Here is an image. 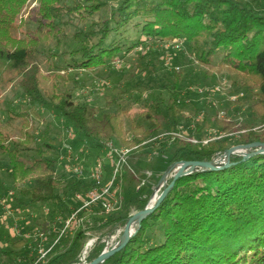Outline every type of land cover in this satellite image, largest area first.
<instances>
[{"label": "trees", "instance_id": "16d2710c", "mask_svg": "<svg viewBox=\"0 0 264 264\" xmlns=\"http://www.w3.org/2000/svg\"><path fill=\"white\" fill-rule=\"evenodd\" d=\"M35 1L37 15L23 22L19 18L24 30L16 38L10 29L28 0H0V88L15 83L27 101L23 110H15L7 101L4 109L0 103V162H5L7 176L14 183L18 177L28 179L12 197L17 209L26 207L38 214L39 207H46L41 223L38 215L32 217L31 231L46 234L55 225L61 228L71 211L66 196L87 192L94 182L73 177L61 187L60 152L51 139L45 138L50 121L42 117L45 128L37 137L30 116L52 111L73 127L77 143L85 140L97 148L103 147L104 139L130 148L163 130L177 131L182 108V74L174 72L162 86L166 100H143L144 120H132L124 130L120 111L102 112L90 102H75L70 91L58 90L65 81L63 75L57 72L49 76L41 71L37 55L51 46H67L58 55L62 61L59 68L79 70L103 66L114 57L124 58L143 42L142 36L159 41L184 40L200 65L226 73L232 83L250 93L249 119L231 118L229 112L225 119H218L215 111L216 128L229 132L262 126L257 132H243L238 143H264V0ZM207 116L190 133L197 140L205 137L210 126ZM220 142L201 145L174 140L172 151L161 155L164 165L148 176L141 175L146 185L139 193L130 183L142 168L137 160L130 162L134 173H127L121 190L123 209L91 218L90 228L107 230L100 233L86 260L96 258L106 243L102 239L125 225L131 205L136 211L145 207L168 166L179 161H209L225 149ZM230 163L221 170L193 172L176 179L136 233L101 264H264V154L246 159L231 155ZM110 169L107 163L103 182ZM0 189L8 192L6 187ZM0 232V244L9 247L0 245V264L5 258L6 264L33 262L34 258L25 253L30 239L12 236L7 228ZM85 238L81 228L67 240L60 238L43 264L78 263Z\"/></svg>", "mask_w": 264, "mask_h": 264}, {"label": "rangeland", "instance_id": "374dc122", "mask_svg": "<svg viewBox=\"0 0 264 264\" xmlns=\"http://www.w3.org/2000/svg\"><path fill=\"white\" fill-rule=\"evenodd\" d=\"M37 7V1L28 0L26 6L21 10L20 16H18L16 22L13 23V28L10 29V35L12 37L19 38L24 30L23 27H21L19 18L22 22L32 19L37 15ZM106 14L108 13L104 12L103 15ZM141 39L143 42H139L131 52L125 54L124 58L120 59L119 57H114L105 62L103 66L91 69L75 70L72 67H67L66 69L59 68L61 67L62 61L61 59L59 60L58 55L61 51L67 50V46L65 45L60 46V48L51 46L37 55L36 62L44 74L52 76L53 73L58 72L65 77L63 84L61 82L58 87L59 91H70L75 102H90L94 106L100 108L102 112L109 111L115 113L120 111L124 130L128 129L132 120H135L136 122L144 120L146 108L143 106V100H153L158 98L166 100L167 94L162 89V86L174 72H180L182 74L179 90L181 96L180 105L182 108L180 111L177 131L163 130L157 134L144 138L143 141L139 142L134 147H130L132 148V151L127 159V164L123 167L118 179V189L115 191L116 193L114 197L109 199L113 204L112 209L106 211L98 205L79 209L81 201L73 199V195H83L86 191H75L66 196V200L70 202L69 209L71 211L79 209L76 214L78 215V218L75 216L76 221L74 220V223H71L70 228H66L65 233L60 238L65 236L66 240L69 239L78 228H81L82 231H84L86 237L83 242V249L80 254L79 262L76 264H88L90 262L86 260L88 252L97 241L100 233L107 230V228H103L98 232L90 228L91 218L105 217L112 212L123 209L125 200L124 196L121 195V190L122 187L126 185L127 173H134L130 162H135L137 160V164L140 162L139 165H141L142 168L139 170V173L133 174L134 181L130 183V186L134 189L135 193H139L146 185V181L141 179V175L144 174L148 176L152 174L151 171L157 169L158 166L164 165V160L161 158V155L164 156L165 153L167 154L172 151V142L176 139L187 142L178 137L173 140H171L169 136H162L163 138H161L160 135L181 133L185 138H195L190 135L191 131H194L197 123L208 115L207 118L210 126L205 130V137L201 140L195 139L197 142L193 144L200 143L201 145H206L210 142L219 143L220 141H223L225 149L214 156L217 158L224 150L240 145L241 143H238V139L243 132L249 130L257 132L262 128V126H251L249 130H231L229 132L218 130L214 125V117L212 116L215 111L218 119H225L226 112L232 114L231 118H236L240 121L246 122L249 119V105L251 103L250 93H246L245 90L240 89L236 84L232 83L226 73L212 72V70L210 71L208 68L200 65L194 55L191 54L186 47L187 43L184 40L174 38L169 41H159L146 39L145 36H142ZM202 86H206L209 90L198 93L197 89ZM214 87H218L219 90L214 91ZM232 96H236L237 100L232 101ZM5 101L15 105V110H23L24 105L27 103L15 83H12L4 90L0 88V103H4L2 106L4 109L7 108ZM225 108H227V110H225ZM219 112H222L223 114L221 115ZM201 113L202 119L197 121L198 116L201 115ZM43 116L46 120L50 121V128L47 130L45 138L53 141L54 147L57 151L62 150L64 148L63 145L67 143L72 152L71 160H66L65 158L60 159V155L57 156L59 165H61V170L59 171L61 187L66 185L68 181L67 179H72L73 177L93 182L90 173L95 161L98 159L103 160L102 162L104 166H106V164L109 163V160L105 155L109 152V147H120L116 146L113 142L110 143L111 145H108L109 141L104 139L101 140L103 147L97 148H95L94 143L85 140L77 143L76 137H78V135L73 127H71L64 118L59 117L52 111L45 110H42V113L40 112V117H29V120L36 128L34 134L37 137L42 135L45 128L42 122ZM190 125H193V127L190 128ZM69 133L73 135L71 138L69 137ZM124 137L128 140L131 139L130 134H125ZM202 141L207 142L202 143ZM74 168H79L82 173L77 175L72 172ZM168 168L169 166L165 171ZM173 170L174 167L170 168L165 185L163 184V186L158 189L156 196L161 193L162 189L165 188L170 181ZM165 171L161 174L160 179ZM108 179L109 176L105 182L102 180V185L106 184ZM141 180L145 182L140 189L137 190V184ZM27 181V178L21 179L18 177L14 183V181L7 176L5 162H0V188L6 187L8 191H12V197H15L16 189L26 184ZM153 190L151 191L150 197L152 196ZM6 192L0 189V196L5 197L7 194ZM12 197L6 199V203L10 205L11 210H13L10 215H7L4 209L0 206V231H4V229L7 228L12 236H16L17 238L23 237L28 240L30 239L28 247L26 246L27 249L25 253L28 257H34L35 254L33 248L38 239L37 235L34 233L40 230L31 231L30 226L33 225L34 222L31 219L38 215L36 219L41 223L46 218V207H39L40 211L38 214L35 213V210L26 207H20L17 209L15 207L14 198ZM19 209L20 211L18 212L17 210ZM129 209L130 217L138 212L134 205H131ZM57 218L60 219L61 214H58ZM15 222L17 226L14 228L15 230H13ZM57 227L58 226L55 225V227L51 228L50 231L46 233V242L50 243L49 241L57 236ZM122 230L123 227L117 229L114 234L107 235V237L103 238L102 241H106L103 249H109L121 237ZM27 235L29 237H26ZM0 237H2L1 232ZM0 245L4 249L9 248L8 245L3 242ZM54 250L55 247L51 252ZM7 262L6 258L3 259V264H6Z\"/></svg>", "mask_w": 264, "mask_h": 264}, {"label": "built area", "instance_id": "2783aa9c", "mask_svg": "<svg viewBox=\"0 0 264 264\" xmlns=\"http://www.w3.org/2000/svg\"><path fill=\"white\" fill-rule=\"evenodd\" d=\"M207 90H209V88H207L206 86H202L197 89V92L202 93V92H206ZM213 90L218 91L219 88L214 87ZM231 100L235 101L237 100V97L232 96ZM220 114L222 115L223 113L221 112ZM201 119H202V113L201 115L198 116L197 121H200ZM191 127H193V125H190V128ZM71 136L73 135L70 134L69 137L71 138ZM162 136L164 137L169 136L171 140L178 137L190 143L197 142L195 138H191V137L185 138L184 135L181 133H169V134L160 135L161 138H163ZM205 142L207 141H202V143H205ZM110 143L111 141H109L108 145H111ZM63 146L64 148L60 150L61 152L59 151L60 152L59 158L60 159L65 158L66 160H71L72 152H71L70 146L67 143ZM131 151H132V148H127V147H118V148L113 147V146L109 147V152L105 156L109 160L111 169H110L108 182L103 185H102V179H103V173H104V164L102 162L103 160L98 159L97 161H95L92 171L90 173L91 180L94 182V187H92L89 191H87L83 195H80V194L73 195V199H75L76 201H81V206L79 207V209L90 207L93 205H98L106 211H109L112 209L113 204L111 201H109V199L114 197L116 193L115 191L118 189V185H117L118 179L120 177L123 167H125V165L127 164L126 162H127V159ZM72 172L76 173L77 175L82 173V171L79 168H74ZM143 184L144 182L141 180L137 184L136 189L137 190L140 189V187ZM12 196H13L12 191H8L5 197L0 196V206L4 209L7 215H10L13 212V210H11L10 208V205L6 203V199ZM79 209H75L70 212L63 226L58 229L57 236L54 239L50 240L49 241L50 243L46 242V234L43 233L42 231H36L34 233L35 235H37L38 239L35 244V247L33 248L35 255L33 257L34 260L31 264H43L44 262L47 261L51 251L54 249V247H56L57 243L59 242L60 237L65 233L66 228H70L71 223H74L75 216ZM17 211L19 212L20 209ZM16 226L17 225L15 222L13 230H15L14 228ZM26 237H29V236L27 235Z\"/></svg>", "mask_w": 264, "mask_h": 264}, {"label": "water", "instance_id": "95a60500", "mask_svg": "<svg viewBox=\"0 0 264 264\" xmlns=\"http://www.w3.org/2000/svg\"><path fill=\"white\" fill-rule=\"evenodd\" d=\"M258 154H264V143L254 142V143L240 144V145L230 147L224 150L217 157V158L222 157V156L224 157V162L219 165H215L213 163V161L215 160V157H213L209 161H179V162L171 164V166H169V168L165 171L162 178L158 181V184L155 186L152 196L146 203L145 207L133 215L136 217V220H137L136 227L133 230V232L129 233L126 229V226L128 225L131 219L130 217L128 221L125 223V225L123 226L121 237L109 249H103L101 253L96 258H94L92 261H90L88 264H101L110 255H112L114 252L121 249L128 242V240L136 233L141 221L146 216H148L151 212H153V210L163 200L167 192L173 187L175 180L178 179L179 177L184 176V175H189L193 172L217 171V170L224 169L228 167L230 164H232L230 163L231 155L241 156L243 159H246L251 156L258 155ZM172 167H174V170H173V174L171 176L170 181L165 186V188L162 189L161 193L158 196H156V192L162 186L161 183L163 182V180H164V185H165L168 172L170 168ZM152 197L154 200L150 204V200Z\"/></svg>", "mask_w": 264, "mask_h": 264}, {"label": "bare ground", "instance_id": "6f19581e", "mask_svg": "<svg viewBox=\"0 0 264 264\" xmlns=\"http://www.w3.org/2000/svg\"><path fill=\"white\" fill-rule=\"evenodd\" d=\"M224 162V157L222 156V157H219V158H215V160L213 161V163L215 164V165H219V164H221V163H223ZM179 166V165H178ZM162 184V186H163V184H164V180H163V182L161 183ZM153 197L151 198V200H150V204L153 202ZM136 222H137V220H136V217L135 216H133V217H131V219H130V221H129V223H128V225L126 226V229H127V231L129 232V233H131V232H133V230L135 229V227H136ZM91 243V242H90ZM87 246V245H86ZM85 246V247H86ZM86 249V248H85Z\"/></svg>", "mask_w": 264, "mask_h": 264}, {"label": "crops", "instance_id": "0c3cea01", "mask_svg": "<svg viewBox=\"0 0 264 264\" xmlns=\"http://www.w3.org/2000/svg\"><path fill=\"white\" fill-rule=\"evenodd\" d=\"M140 163V162H139Z\"/></svg>", "mask_w": 264, "mask_h": 264}]
</instances>
